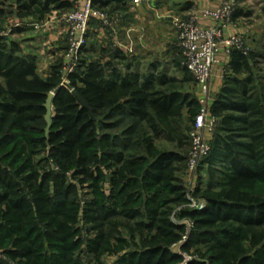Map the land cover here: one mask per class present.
Segmentation results:
<instances>
[{
	"label": "trees",
	"instance_id": "obj_1",
	"mask_svg": "<svg viewBox=\"0 0 264 264\" xmlns=\"http://www.w3.org/2000/svg\"><path fill=\"white\" fill-rule=\"evenodd\" d=\"M75 1L16 0L19 18L37 22L51 11L70 12ZM122 1L91 4L107 12ZM111 48L97 60L82 54L63 86L59 60L41 77L34 55L0 37V143L13 142L0 155V264H80L83 245L95 264L115 254L113 264H178L192 249L202 260L189 264H264V195L258 191L264 186V76L254 74L264 53L233 51L229 57L211 105L217 124L197 165L205 170L203 204L191 210L182 176L190 152L183 114H197L194 95L184 88L192 77L185 68L179 82L154 74L155 64L146 73L131 71L123 52ZM49 93L50 125L44 106ZM116 118L145 126L135 142L143 154L116 150L112 138L97 135L114 129ZM160 140L172 150L158 149ZM26 151L48 155L53 170L22 159ZM106 180L109 195L101 192ZM84 187L91 198L82 201ZM172 217L193 225L182 243L185 227ZM81 232L92 236L84 241Z\"/></svg>",
	"mask_w": 264,
	"mask_h": 264
},
{
	"label": "crops",
	"instance_id": "obj_2",
	"mask_svg": "<svg viewBox=\"0 0 264 264\" xmlns=\"http://www.w3.org/2000/svg\"><path fill=\"white\" fill-rule=\"evenodd\" d=\"M237 2L238 7L233 15L234 27L231 32L243 37L252 54L261 55L262 52L255 51V48L264 38V0H237ZM218 6V0H149L146 3L125 0V2L112 3L106 8L108 13L101 11L108 16L112 29L103 26L99 21L95 22L94 26H89L87 46L83 55L85 58L97 60L101 57V52L109 45L113 46L117 39L122 44L131 46V54L123 53L126 56L125 63L130 65L131 71L135 70V65L139 61L147 62V67H150L158 63L154 60L155 57L162 59L177 55L174 50L177 38L173 27L175 20H186L193 14L205 10L211 11ZM63 15L62 12L51 11L46 13L41 21V32L46 38L42 45L49 46L46 50H42V45L38 47L41 53L40 61L37 62L42 64L41 67L39 65L37 72L41 77H46L49 68L62 59L61 55L66 47ZM198 23L203 28H210L213 25L212 20L203 18H200ZM24 32L23 30L17 34ZM34 55L37 56L36 53ZM218 59L220 64L214 66L210 80L213 97L222 86L223 73L230 60L222 53L219 54ZM107 60L108 57L103 58V62ZM119 67L121 68V65Z\"/></svg>",
	"mask_w": 264,
	"mask_h": 264
},
{
	"label": "built area",
	"instance_id": "obj_3",
	"mask_svg": "<svg viewBox=\"0 0 264 264\" xmlns=\"http://www.w3.org/2000/svg\"><path fill=\"white\" fill-rule=\"evenodd\" d=\"M137 1L146 3L149 0ZM218 1L219 6L214 10H205L191 15L186 20H175L173 23L183 66L195 84L197 114L188 134L190 152L186 168L189 172H193L200 159L207 154L209 140H211L217 124V118L211 113L213 96L210 80L214 66L220 64L218 56L222 53L229 58L233 51H241L244 55L248 54L243 37L231 32L234 27L233 14L237 6V0ZM200 18L212 20V27H201L198 23ZM91 19L97 20L103 26L112 29L108 16L104 12L93 8L91 0H76L72 10L63 15V23L66 28V47L60 65L63 86L69 84L68 76L79 65L87 43V33ZM113 47L120 49L124 54L132 53L130 44L126 46L117 39H115ZM200 207L201 205L196 206L195 209ZM190 225L192 228V223ZM187 229L185 228L181 243L186 239V234L189 232V229L188 231ZM175 247L178 248V246L173 248ZM1 259H4V256L0 250ZM184 263L185 258L180 264Z\"/></svg>",
	"mask_w": 264,
	"mask_h": 264
},
{
	"label": "rangeland",
	"instance_id": "obj_4",
	"mask_svg": "<svg viewBox=\"0 0 264 264\" xmlns=\"http://www.w3.org/2000/svg\"><path fill=\"white\" fill-rule=\"evenodd\" d=\"M237 6L235 8L234 13L236 12ZM0 11H2V15L0 13V37H6L10 40L18 43L20 45V48L23 50V52H26L27 54L34 55L35 53L37 56V60L40 61V53L41 49H39V45H42V43L45 41L46 38L43 37L41 29L42 24L41 21L37 22V17H26L25 19L19 18V12H18V6L16 0H8V1H2L0 0ZM37 15V14H36ZM45 16V15H44ZM37 27V28H36ZM16 28H23L25 31L22 34H12L13 30ZM117 36V35H116ZM120 37V36H119ZM44 39V40H43ZM87 42V41H86ZM87 44V43H86ZM43 46V47H42ZM42 50H46L49 48L48 45H42ZM87 46V45H86ZM85 46V47H86ZM248 50V53H251L250 47L246 44L245 46ZM259 47V48H258ZM255 48V51L264 52V38L262 39L259 46ZM113 48V46H112ZM111 48V49H112ZM258 48V49H257ZM65 50V49H64ZM63 50V51H64ZM175 53L177 54L175 57H166V58H154V60L158 63H155V70L153 71L154 74H158L159 72H164V74L167 77L174 78L177 82L182 80L184 77L183 75V60L180 55V50L178 47V40L176 38L175 46H174ZM42 56V55H41ZM63 56V52L62 55ZM60 64L62 63V59H59ZM138 62V61H137ZM140 62V63H139ZM138 64H136L135 70L146 73L149 71V67H147V62L141 63L139 61ZM42 64L38 62V70L39 65ZM44 64V63H43ZM158 66V67H157ZM41 67V65H40ZM254 74L259 76H264V64L259 60H255V69ZM0 85H1V79H0ZM186 92L194 95L195 98V84L194 80L192 79V83L188 84L187 86H184ZM194 117L190 116L189 111H185L183 114V125L188 128V131L186 132V135L188 137V134L191 130V126L193 124ZM116 122L114 129L102 131L99 129L97 132V135H108L109 138H112L114 143L117 146L116 150H121L122 147L127 148V152L133 153V154H143L142 149L140 147H137L135 144L137 136L140 135V128L143 129L146 133L145 126H140V128L136 127V124L131 119L122 118V119H114ZM189 140V139H188ZM1 142V141H0ZM210 142V140H209ZM156 144L158 146V149H167L172 150V145L169 143L164 142L163 140L156 141ZM13 142L8 143L7 145L1 146L0 143V155L4 152H9L13 149ZM29 158L31 163L34 166H38V168L41 171H50L53 170L52 161L49 159L48 155L45 153L37 152L36 154H31L26 151L24 155L22 156V159ZM198 167V166H197ZM195 168L193 172H189L186 168V171L184 175L182 176V182L183 186L185 188V198L188 200V204L186 205L187 208L193 210L196 206L202 205L203 202L200 199V193L205 186V170L198 171V168ZM104 174L108 176V171L105 169L104 166L101 167ZM55 169V168H54ZM56 170V169H55ZM110 185L108 184L107 180L101 185V192L104 195H109L110 193ZM258 191L261 192L264 195V186L258 187ZM91 192L84 187L83 189H79V196L80 199L88 200L91 198ZM174 222L178 225H183L185 228H188L191 230L190 222L187 220H179L176 217H172ZM188 225V226H187ZM82 226V225H80ZM187 229V231H188ZM123 237L128 239V235L126 233H122ZM92 236V233H84L81 232V238L82 240H86L87 238H90ZM135 242L138 244V237L135 235ZM83 241V242H84ZM1 250V249H0ZM78 253V261L80 264H95L91 257L88 256L84 252V245L79 249ZM174 252H179L178 248H173ZM118 258V254L112 255V256H106L101 260L100 264H113L116 259ZM185 258L184 264H189L192 260H202L200 255H196L192 250L190 252L184 253L181 255V262ZM180 262V263H181ZM178 263V264H180Z\"/></svg>",
	"mask_w": 264,
	"mask_h": 264
},
{
	"label": "water",
	"instance_id": "obj_5",
	"mask_svg": "<svg viewBox=\"0 0 264 264\" xmlns=\"http://www.w3.org/2000/svg\"><path fill=\"white\" fill-rule=\"evenodd\" d=\"M74 94L77 97L78 101L82 105H84L85 104L84 100L79 95H77L76 93H74ZM53 97H54V93H49L47 96V100L45 102V105H44L45 109H46L45 121L47 122L48 125H50L51 119L53 118V106H52Z\"/></svg>",
	"mask_w": 264,
	"mask_h": 264
}]
</instances>
